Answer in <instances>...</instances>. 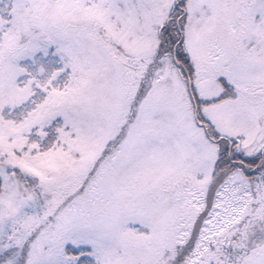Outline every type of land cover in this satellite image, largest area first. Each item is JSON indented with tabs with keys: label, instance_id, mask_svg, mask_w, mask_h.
<instances>
[{
	"label": "snow or ice",
	"instance_id": "snow-or-ice-1",
	"mask_svg": "<svg viewBox=\"0 0 264 264\" xmlns=\"http://www.w3.org/2000/svg\"><path fill=\"white\" fill-rule=\"evenodd\" d=\"M0 264H264V0H0Z\"/></svg>",
	"mask_w": 264,
	"mask_h": 264
}]
</instances>
